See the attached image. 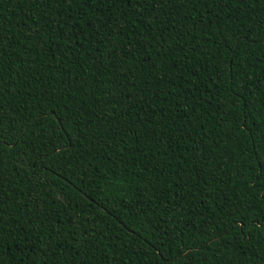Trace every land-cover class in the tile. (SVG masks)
I'll use <instances>...</instances> for the list:
<instances>
[{"label":"trees","instance_id":"16d2710c","mask_svg":"<svg viewBox=\"0 0 264 264\" xmlns=\"http://www.w3.org/2000/svg\"><path fill=\"white\" fill-rule=\"evenodd\" d=\"M0 37V264H264L261 0H0Z\"/></svg>","mask_w":264,"mask_h":264},{"label":"snow or ice","instance_id":"6c2138e0","mask_svg":"<svg viewBox=\"0 0 264 264\" xmlns=\"http://www.w3.org/2000/svg\"><path fill=\"white\" fill-rule=\"evenodd\" d=\"M95 2L96 0H92V3H95ZM144 2L145 0H124L125 7L128 9L130 14H135L136 7L138 5L143 6ZM201 2H204L206 4L207 0H201ZM261 2L264 3V0H261ZM80 23H81L80 20L75 21V24L77 25V27H79ZM84 23L87 24V28L83 31L75 32L73 34V38H75L76 36L83 38L85 35V32L88 31L89 28L92 29V32H89V35H92L93 33L95 34L99 33V29L95 27V21H92L89 18V19H85ZM105 23L107 22L105 21ZM108 28L111 29L110 24L108 25ZM119 31L120 30L118 28L116 32L109 31L105 33V37L107 38L109 43L112 42V37L115 36ZM245 38H247L246 34H245ZM239 39L240 38L237 37V41H239ZM251 42L256 43L255 36L252 37ZM99 46L101 45H98V47ZM4 47H5L4 39L0 37V57H3L4 55V51H3ZM112 50L115 51V49H112ZM123 79H126V77H123ZM246 99L247 98L243 96V94L240 95V100H241V104L243 108H248V104L244 102ZM3 119H4V110L3 108H0V128L3 127ZM47 119H48V116L45 113L43 120H47ZM55 119L61 121L59 128L57 130L65 128V125H67L68 127H76V128L80 127V124L78 122H73V118L71 117L69 113H64L63 116L57 115ZM240 119H241L242 124L246 125L249 128L252 127L251 121L246 120L243 115H241ZM41 125H42V121H41ZM259 128L260 130H259L258 138L249 139L248 147L252 149L253 151L252 159L256 161V164L254 165L256 176L254 177V179L256 180L257 184H259L262 188H264V119H261L259 121ZM5 150H6V145L4 143H0V185H2L4 182L3 164H2L3 155L2 154ZM4 206L5 205L3 203V199H0V209H2ZM2 215H3L2 212H0V216ZM262 223H264V221H262ZM0 238H2V225H0ZM112 264H115V262H112Z\"/></svg>","mask_w":264,"mask_h":264}]
</instances>
